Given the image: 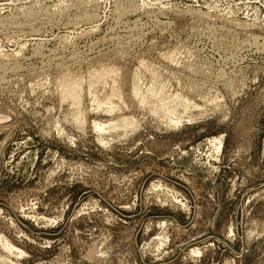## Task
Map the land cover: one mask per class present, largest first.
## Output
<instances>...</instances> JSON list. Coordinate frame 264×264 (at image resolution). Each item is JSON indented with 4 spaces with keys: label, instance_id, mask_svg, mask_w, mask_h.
Masks as SVG:
<instances>
[{
    "label": "rangeland",
    "instance_id": "rangeland-1",
    "mask_svg": "<svg viewBox=\"0 0 264 264\" xmlns=\"http://www.w3.org/2000/svg\"><path fill=\"white\" fill-rule=\"evenodd\" d=\"M0 264H264V0H0Z\"/></svg>",
    "mask_w": 264,
    "mask_h": 264
},
{
    "label": "bare ground",
    "instance_id": "bare-ground-1",
    "mask_svg": "<svg viewBox=\"0 0 264 264\" xmlns=\"http://www.w3.org/2000/svg\"><path fill=\"white\" fill-rule=\"evenodd\" d=\"M213 18H214V17H213ZM245 22H246V21H245ZM247 22H248V21H247ZM99 129H101V126H99ZM5 247H6V248H9V249H11L13 246H12V247H10V245H9V244H6V245H5Z\"/></svg>",
    "mask_w": 264,
    "mask_h": 264
}]
</instances>
